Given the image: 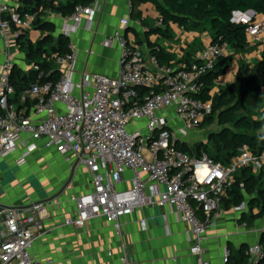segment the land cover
<instances>
[{
    "label": "built area",
    "instance_id": "obj_1",
    "mask_svg": "<svg viewBox=\"0 0 264 264\" xmlns=\"http://www.w3.org/2000/svg\"><path fill=\"white\" fill-rule=\"evenodd\" d=\"M98 11L95 2L76 6L65 19L63 36L70 38L85 19L90 29ZM235 17L246 26L250 39H261L264 21ZM34 21L35 16L22 15L17 8L0 9L7 52L0 64V160L21 146L25 151L18 164L22 166L37 150V142L63 157L75 156L89 170L93 188L73 198L77 211L67 225L82 228L104 218L120 231L121 219L136 210L170 206L189 226L195 264H210L202 245L213 216L220 217L236 174L243 169L255 174L264 170V151L254 155L247 146L228 164L207 154L191 157L176 148L212 115L213 100L199 98L203 79L227 56L228 46H207L189 66L161 65L119 31L104 40L105 47L118 44L120 48L116 78L84 73L77 81L78 51L69 45L67 54L53 55L60 71L56 81L43 80L41 73L36 83L17 93L12 79L19 41ZM162 22L159 16L160 26ZM129 25L128 19L120 21L122 30ZM31 69L39 67L33 64ZM45 211L42 204L0 209L1 264H43L33 257L32 248L44 235ZM141 229L148 230L147 220L141 221ZM250 255L249 264L264 261V245L253 246Z\"/></svg>",
    "mask_w": 264,
    "mask_h": 264
},
{
    "label": "crops",
    "instance_id": "obj_2",
    "mask_svg": "<svg viewBox=\"0 0 264 264\" xmlns=\"http://www.w3.org/2000/svg\"><path fill=\"white\" fill-rule=\"evenodd\" d=\"M69 1L44 0L39 5L36 15L40 16L41 24L51 26L53 32L38 27L24 31L28 44L35 46L49 35L55 39L63 36L65 19L71 12ZM92 2L99 6L92 27L89 29L85 19L69 38L70 46L78 51L75 63L77 81L84 73H98L110 78L118 76L120 48L118 44L105 47L104 40L119 31L126 34L146 57L151 56L153 49L163 48L174 57L176 67L193 64L198 54L212 44V35L207 30L203 33L198 32L199 29L186 31L173 23L160 26V15L151 1ZM20 6V0H0V9H19ZM244 16L264 21L263 15L252 11L236 15L235 20ZM123 19L130 21L125 30L120 26ZM247 41L249 47L243 53L228 46L224 58L228 68L215 81L210 93L216 95L222 88L233 84L242 66L253 70L263 62L264 34L258 42L249 37ZM20 48L16 55V69L29 72L34 63L26 60ZM6 54L0 32V63L6 59ZM261 94L264 98V88ZM187 137L182 138L181 143L189 146V141L185 140ZM37 147L22 166L18 164L25 151L21 146L11 156L0 160L4 192L1 198L6 204L27 208L44 201V235L32 248L37 261L43 264L48 260L54 264H195L196 259L189 250V226L174 214L170 206L138 209L121 219L120 231L104 218L92 220L82 228L67 225V220L77 211L73 198L91 192L92 176L75 156L63 157L54 148H45L44 142H37ZM251 173L255 177L262 175L264 180V170L259 174ZM257 198V193L245 195L242 205L229 207L223 201L220 217L215 219L213 216L202 245L204 258L210 264H235L240 261L241 254L248 258V263L251 262L250 250L261 244L264 233V221L254 225L257 219L264 217L250 219L259 213L261 203L256 201ZM142 220L148 221L147 231L141 229ZM226 255L228 261H225Z\"/></svg>",
    "mask_w": 264,
    "mask_h": 264
},
{
    "label": "trees",
    "instance_id": "obj_3",
    "mask_svg": "<svg viewBox=\"0 0 264 264\" xmlns=\"http://www.w3.org/2000/svg\"><path fill=\"white\" fill-rule=\"evenodd\" d=\"M92 1L70 0L71 12L68 16L74 12L76 6L88 5ZM142 1H151L154 4L165 25L173 23L188 30L203 28L211 33L213 45H227L238 53L246 52L249 46L246 26L234 21L235 13L245 14L252 11L264 16V0ZM20 2L18 13L35 16L33 27L53 32V28L46 23L41 24L40 16L36 15L39 5L44 0H20ZM19 43L26 60L30 64H36L39 70L31 69L29 72L22 73L21 70L14 68L12 81L17 93L36 83L41 73H43V80L56 81L58 79L60 71L53 55H65L69 52V38L60 36L55 39L49 35L34 46L31 43L28 44V38L24 33ZM151 56L156 57L161 65H174V57L163 48L153 49ZM262 65H264V58L263 62L253 70L242 66L236 81L211 97L209 94L215 81L223 76L228 68L227 60L220 59L214 70L203 79V93L199 97L204 101L213 100L212 115L202 125H211L216 120L222 127L211 138V144L216 154L213 156L207 149L204 151L198 149L194 152L193 148L183 143H177L176 148L191 157L207 154L210 158L223 164H228L244 146H247L254 155H260L264 151V98L261 94V89L264 88V70L257 73V69ZM235 179L229 196L224 199L227 202L226 206H240L244 202L245 195L257 193L256 201L261 203V207L259 213L256 216H251L250 219L264 217L263 176L255 177L250 169H243L236 174ZM200 213L198 211L199 215ZM261 244L264 245V233ZM260 263L262 264L264 261ZM235 264H249L248 258L241 254L240 261Z\"/></svg>",
    "mask_w": 264,
    "mask_h": 264
},
{
    "label": "rangeland",
    "instance_id": "obj_4",
    "mask_svg": "<svg viewBox=\"0 0 264 264\" xmlns=\"http://www.w3.org/2000/svg\"><path fill=\"white\" fill-rule=\"evenodd\" d=\"M165 23L162 22L161 26H164ZM199 29L198 32L203 33L206 30L203 28H197ZM190 31H194L196 29H189ZM188 29H186V31H189ZM1 64V63H0ZM222 129L221 125L215 120V122L211 125H202L200 128H198L196 131L189 133L188 137L185 139L186 141H189L190 143V148H193L194 152H196L198 149L200 150H205L207 149L210 154H212L213 156H215V151L212 147L211 144V138L213 136V134L219 132ZM127 178H130V173H127ZM264 218L261 219H257L254 222V225H258L259 223L263 222Z\"/></svg>",
    "mask_w": 264,
    "mask_h": 264
},
{
    "label": "water",
    "instance_id": "obj_5",
    "mask_svg": "<svg viewBox=\"0 0 264 264\" xmlns=\"http://www.w3.org/2000/svg\"><path fill=\"white\" fill-rule=\"evenodd\" d=\"M235 15H240V13H235ZM262 70H264V65L260 66L257 69V73H260V71H262ZM3 194H4V192L2 191V187L0 185V209H22L23 208V207L10 206V205L6 204L5 201L2 200V198H1L3 196ZM43 203H44V201L39 202V204H35V205H41Z\"/></svg>",
    "mask_w": 264,
    "mask_h": 264
}]
</instances>
